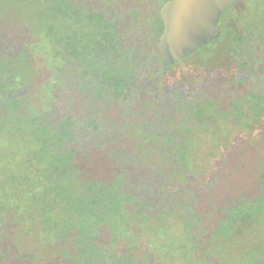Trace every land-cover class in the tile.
Wrapping results in <instances>:
<instances>
[{"label":"flooded vegetation","instance_id":"obj_1","mask_svg":"<svg viewBox=\"0 0 264 264\" xmlns=\"http://www.w3.org/2000/svg\"><path fill=\"white\" fill-rule=\"evenodd\" d=\"M71 1L80 13L103 16L133 70L121 93L108 87L99 95L68 54L56 77L37 67L39 85L53 87L51 99L42 95L44 113L53 124L73 122L64 144L74 167L120 192L132 216L116 220L119 227H98L90 253H76L65 240L43 263L264 264V246L254 239L264 233V0H234L206 44L165 65L159 41L171 0ZM34 18H0V50L25 53L35 67L43 54ZM231 208L238 243L225 259L216 228ZM26 235L5 214L0 264H36Z\"/></svg>","mask_w":264,"mask_h":264},{"label":"trees","instance_id":"obj_2","mask_svg":"<svg viewBox=\"0 0 264 264\" xmlns=\"http://www.w3.org/2000/svg\"><path fill=\"white\" fill-rule=\"evenodd\" d=\"M17 12L22 23L35 17L36 50L43 58L35 59L34 67L25 53L12 57L0 50V222L12 214L27 238L35 236L30 239L34 261L44 264L45 252L60 253L59 242L65 240L74 243L76 253H90L98 227H119L116 220L132 212L120 206V192L102 187L74 167L73 153L64 144L71 138L68 127L73 122L53 124L44 113L42 95L51 99L53 87L39 85L37 67H45L43 75L51 69L50 77H56L68 54L67 60L84 69L82 77L91 75L99 95L108 87L121 93L133 69L123 65L121 46L103 16L84 9L80 13L74 1L0 0L2 23ZM28 85L35 91L22 93ZM229 211V219L216 228L223 244L235 236L237 211ZM70 257L77 261L76 255Z\"/></svg>","mask_w":264,"mask_h":264},{"label":"water","instance_id":"obj_3","mask_svg":"<svg viewBox=\"0 0 264 264\" xmlns=\"http://www.w3.org/2000/svg\"><path fill=\"white\" fill-rule=\"evenodd\" d=\"M234 0H171L165 4V30L159 41L163 65L206 44L221 12Z\"/></svg>","mask_w":264,"mask_h":264},{"label":"rangeland","instance_id":"obj_4","mask_svg":"<svg viewBox=\"0 0 264 264\" xmlns=\"http://www.w3.org/2000/svg\"><path fill=\"white\" fill-rule=\"evenodd\" d=\"M253 227H251V231L252 232L254 229H252ZM235 237V236H234ZM35 236L32 235L30 236L29 239H34ZM256 238V241L259 240V242H261V244L264 246V233L262 231H260V235H256L254 236V239ZM252 239V237H251ZM27 240V238H26ZM247 241H249V238H246ZM226 243H224V252L222 253L221 256H223V258L227 259L229 258L232 254L234 255V253L236 252L237 249V238H230V240H226ZM162 253V252H161ZM163 255V254H162Z\"/></svg>","mask_w":264,"mask_h":264}]
</instances>
